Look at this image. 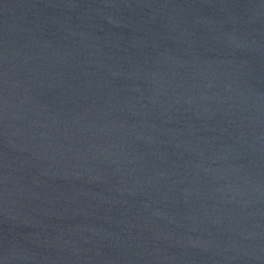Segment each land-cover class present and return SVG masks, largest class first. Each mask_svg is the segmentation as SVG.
Here are the masks:
<instances>
[{
	"label": "water",
	"instance_id": "water-1",
	"mask_svg": "<svg viewBox=\"0 0 264 264\" xmlns=\"http://www.w3.org/2000/svg\"><path fill=\"white\" fill-rule=\"evenodd\" d=\"M0 264H264V0H0Z\"/></svg>",
	"mask_w": 264,
	"mask_h": 264
}]
</instances>
